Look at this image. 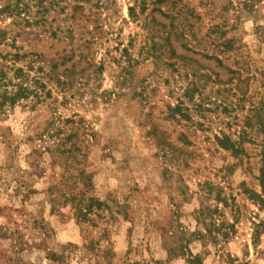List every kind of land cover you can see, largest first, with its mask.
I'll return each instance as SVG.
<instances>
[{
    "label": "rangeland",
    "instance_id": "obj_1",
    "mask_svg": "<svg viewBox=\"0 0 264 264\" xmlns=\"http://www.w3.org/2000/svg\"><path fill=\"white\" fill-rule=\"evenodd\" d=\"M143 1L0 0V264H264V0Z\"/></svg>",
    "mask_w": 264,
    "mask_h": 264
},
{
    "label": "trees",
    "instance_id": "obj_2",
    "mask_svg": "<svg viewBox=\"0 0 264 264\" xmlns=\"http://www.w3.org/2000/svg\"><path fill=\"white\" fill-rule=\"evenodd\" d=\"M146 3H147L146 0H144L143 1L144 7L146 6ZM129 13L131 14L132 17H137L136 8L134 5L129 7ZM4 36H5L4 31H0V40H3ZM257 119L259 120L261 130L264 133V115L262 114L257 115ZM243 133L244 134L246 133L245 130L243 131ZM218 140H219V143L222 145V147L232 150V152L235 153L236 155H240L244 153V147H243L242 141L240 140H238V142L237 140L232 141V139L228 135H224L222 138H218ZM261 142H262L261 143L262 150H261V167L259 169L260 171L259 180H260V185L262 187V190L259 192L257 190L245 187V192L248 193L249 197L255 203L259 204L260 206L264 204V194H263L264 192V136ZM259 226L254 230V233H253L254 240L258 239L261 235L262 230H260ZM189 262L190 264H202V261L199 257H194L193 259H190Z\"/></svg>",
    "mask_w": 264,
    "mask_h": 264
}]
</instances>
